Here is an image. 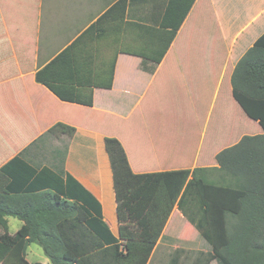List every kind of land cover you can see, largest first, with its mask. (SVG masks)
I'll return each mask as SVG.
<instances>
[{
    "label": "trees",
    "instance_id": "obj_1",
    "mask_svg": "<svg viewBox=\"0 0 264 264\" xmlns=\"http://www.w3.org/2000/svg\"><path fill=\"white\" fill-rule=\"evenodd\" d=\"M147 1L159 0L115 1L35 80L62 101L91 107L94 88H111L119 55L160 64L195 0H165L162 14L129 20V6ZM230 86L263 133L219 151L217 167L135 174L120 141L105 138L117 237L97 201L70 175L35 169L20 157L9 160L0 168V264H29L30 244L50 264H148L174 209L209 250L176 248L169 264H264V33L234 66ZM52 129L68 136L75 130L62 124ZM7 218L22 223L12 235Z\"/></svg>",
    "mask_w": 264,
    "mask_h": 264
},
{
    "label": "crops",
    "instance_id": "obj_2",
    "mask_svg": "<svg viewBox=\"0 0 264 264\" xmlns=\"http://www.w3.org/2000/svg\"><path fill=\"white\" fill-rule=\"evenodd\" d=\"M115 1L0 0V168L20 157L35 169L70 175L97 201L102 221L117 237L105 138L118 139L131 170L143 174L217 167L216 154L245 136L235 134L239 119L261 130L233 99L230 75L264 33V0H195L160 64L121 54L111 88H94L91 107L60 100L35 80L36 72ZM164 3L131 5L128 19L156 17ZM185 90L196 104L194 120L182 113L165 119V105L181 101ZM217 101L227 120L213 116ZM57 124L75 130L71 136L56 133Z\"/></svg>",
    "mask_w": 264,
    "mask_h": 264
},
{
    "label": "rangeland",
    "instance_id": "obj_3",
    "mask_svg": "<svg viewBox=\"0 0 264 264\" xmlns=\"http://www.w3.org/2000/svg\"><path fill=\"white\" fill-rule=\"evenodd\" d=\"M123 62V61H122ZM121 62V63H122ZM206 65V64H201ZM123 67V66H122ZM124 70H129V68H124ZM199 77H195V80H198ZM224 86H226V81H224ZM188 86L191 88V86L188 84ZM214 89V87H213ZM225 92V90L223 91ZM181 101L179 99L170 101V105H165V112H164V118L165 119H175L178 117L181 113L188 118V120H194L195 116H192L196 113L195 109L196 104L193 103L192 95L187 92L186 90L183 92V95L180 96ZM221 101L216 102V107L214 110H212L213 116L220 118L221 121L227 120L228 117H226L221 112ZM214 105V104H213ZM235 117L233 116V119ZM181 120H178V122ZM187 123V120H186ZM211 126V125H210ZM211 130H213V127H210ZM257 127L255 125L250 124L245 119H242L238 121L237 127L235 130L236 135H256L260 134L262 131L259 130L258 133H256ZM235 135V136H236ZM220 144V141L218 144H214V149ZM20 226V221L14 218H8V232L9 234L15 233L17 228ZM163 241L161 240L160 244L157 246L156 250L154 251V254L151 257V260L149 264H168L170 258L173 255V251L176 248H182L184 250H187L188 252H194V251H206L209 250L208 245L205 243V241L200 237V235L197 233V231L186 222V220L180 216L179 213L176 211L170 216L168 222L166 223L165 229L163 231ZM35 253L34 257H31V253ZM39 252V253H37ZM28 261L30 263L34 262H43L44 264H49L45 258V256L42 253V250L39 246L32 244L31 247L28 250ZM191 257V255L189 254ZM191 259L188 257L183 259V263L189 262Z\"/></svg>",
    "mask_w": 264,
    "mask_h": 264
}]
</instances>
